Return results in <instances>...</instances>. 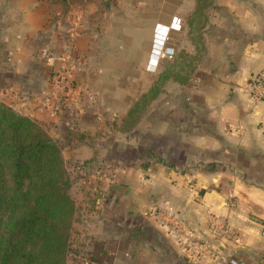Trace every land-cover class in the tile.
Segmentation results:
<instances>
[{
  "label": "crops",
  "instance_id": "1",
  "mask_svg": "<svg viewBox=\"0 0 264 264\" xmlns=\"http://www.w3.org/2000/svg\"><path fill=\"white\" fill-rule=\"evenodd\" d=\"M196 7L0 0V102L41 124L75 162L89 247L76 252L79 264H264V0H216L191 84L168 85L122 131L169 63L159 56L164 39L193 50L186 23ZM75 14L82 23L71 42ZM67 52L77 103L52 84ZM164 205L193 238L168 234L152 213ZM199 242L213 250L200 252Z\"/></svg>",
  "mask_w": 264,
  "mask_h": 264
},
{
  "label": "trees",
  "instance_id": "2",
  "mask_svg": "<svg viewBox=\"0 0 264 264\" xmlns=\"http://www.w3.org/2000/svg\"><path fill=\"white\" fill-rule=\"evenodd\" d=\"M215 1L197 0L186 23L193 50H177L128 113L123 132L140 123L168 85L191 84L206 53ZM73 189L59 143L41 124L0 102V264H69L78 215Z\"/></svg>",
  "mask_w": 264,
  "mask_h": 264
},
{
  "label": "built area",
  "instance_id": "3",
  "mask_svg": "<svg viewBox=\"0 0 264 264\" xmlns=\"http://www.w3.org/2000/svg\"><path fill=\"white\" fill-rule=\"evenodd\" d=\"M82 23V16L80 14H75L72 16L70 37L71 42L78 37L80 26ZM177 53V46L172 42L169 37L164 39L160 51V59L163 63H168L172 61ZM61 66L53 73L52 84L55 93L61 94L64 98L68 97L69 101L77 103L82 95V92L73 84V74L76 71V63L72 58V55L67 52L66 54L59 57ZM262 92L264 94V84L262 87ZM99 178L102 177V173L98 174ZM233 197L230 198V205H234ZM161 225L167 229L169 235L183 240L193 238L190 230H188L184 221L179 217L178 213L171 206H158L153 208L152 212ZM200 252H209L213 250L210 244L204 242H199L198 244Z\"/></svg>",
  "mask_w": 264,
  "mask_h": 264
},
{
  "label": "rangeland",
  "instance_id": "4",
  "mask_svg": "<svg viewBox=\"0 0 264 264\" xmlns=\"http://www.w3.org/2000/svg\"><path fill=\"white\" fill-rule=\"evenodd\" d=\"M66 162H67V166H68V168H69V170H70V172L72 174V178L76 182H78L77 181L78 180V178H77L78 174H76L75 169H74L75 168V164H74L75 162L69 156L66 157ZM80 188L81 187H79V186L75 187L74 192H73L74 199L76 201H78V199H79L78 196H80V194L78 193L79 192L78 190ZM83 216H84V214H80V212L77 215V223H78V225H77V227L75 229V234H74V237H73L72 252H71V257L69 259V264H79L78 259H77L78 257L76 256V252H79L81 250L84 252L85 250L89 249V247L87 246V243L83 242V239L81 238V234L79 233L81 228H84V229L86 228V227H84L82 225L83 224L82 221L85 220L84 219L85 217H83ZM79 222L82 223V224H79ZM79 226H81V228ZM81 259H84V258L82 257V258H80V260ZM86 259L89 260L90 258L88 257ZM81 262H82V264H86L85 261H83V260Z\"/></svg>",
  "mask_w": 264,
  "mask_h": 264
}]
</instances>
